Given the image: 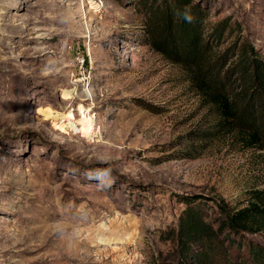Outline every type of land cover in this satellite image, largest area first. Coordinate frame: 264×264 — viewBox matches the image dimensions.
<instances>
[{
	"label": "rangeland",
	"instance_id": "obj_1",
	"mask_svg": "<svg viewBox=\"0 0 264 264\" xmlns=\"http://www.w3.org/2000/svg\"><path fill=\"white\" fill-rule=\"evenodd\" d=\"M159 0H0V264H155L186 200L215 227L264 188L248 146L147 38ZM264 58V0H193ZM207 31H205V34ZM264 247L263 231H222ZM246 264H252L246 260Z\"/></svg>",
	"mask_w": 264,
	"mask_h": 264
},
{
	"label": "trees",
	"instance_id": "obj_2",
	"mask_svg": "<svg viewBox=\"0 0 264 264\" xmlns=\"http://www.w3.org/2000/svg\"><path fill=\"white\" fill-rule=\"evenodd\" d=\"M144 1V0H143ZM187 8L192 16L188 23L182 15ZM147 38L153 48L185 69L193 89L209 104L216 115V126L233 130L248 146L264 148V58L250 44L227 45L217 42L228 27L218 20L206 30L204 14L193 0H159L147 7ZM205 31H207L205 34ZM186 200L175 232V249L155 264H264V247L252 240L245 243L246 255L238 258L242 241L228 239L237 249L231 255L224 228L264 232V188L254 190L248 204L231 209L219 205L223 217L218 227L202 210Z\"/></svg>",
	"mask_w": 264,
	"mask_h": 264
},
{
	"label": "clouds",
	"instance_id": "obj_3",
	"mask_svg": "<svg viewBox=\"0 0 264 264\" xmlns=\"http://www.w3.org/2000/svg\"><path fill=\"white\" fill-rule=\"evenodd\" d=\"M177 15H182V18L188 23L192 22L193 18H192L191 14L189 13V10L187 8H185L183 13H177Z\"/></svg>",
	"mask_w": 264,
	"mask_h": 264
}]
</instances>
